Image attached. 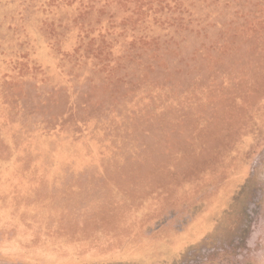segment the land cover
Returning a JSON list of instances; mask_svg holds the SVG:
<instances>
[{
    "label": "rangeland",
    "instance_id": "374dc122",
    "mask_svg": "<svg viewBox=\"0 0 264 264\" xmlns=\"http://www.w3.org/2000/svg\"><path fill=\"white\" fill-rule=\"evenodd\" d=\"M0 264H264V0H0Z\"/></svg>",
    "mask_w": 264,
    "mask_h": 264
}]
</instances>
